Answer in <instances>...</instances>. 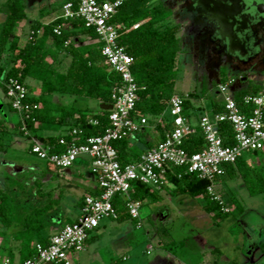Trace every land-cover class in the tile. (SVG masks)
Returning a JSON list of instances; mask_svg holds the SVG:
<instances>
[{"label": "trees", "instance_id": "obj_1", "mask_svg": "<svg viewBox=\"0 0 264 264\" xmlns=\"http://www.w3.org/2000/svg\"><path fill=\"white\" fill-rule=\"evenodd\" d=\"M65 1L58 0L60 10ZM0 12L3 14L0 24V57L5 53V57L10 61V65L5 69L0 65V76L5 80L12 77L22 83L26 78H32L40 84L37 96L28 94L24 101L29 105L28 117H24L23 114L25 129L33 134L36 140L51 145L55 151L64 148L58 143V139L63 137L69 141L68 132L73 128L80 130L81 137L101 134L108 127L109 110L105 109L104 105L110 104L111 91L119 84L120 77L104 63L98 42L77 44L80 41L78 35H88L93 39L96 38L94 32L85 28L80 18L64 19L59 16L46 24L35 21L25 43L19 47L18 36L13 34V30L18 23L26 19L25 0H6L1 4ZM110 22L117 27V42L124 46L133 58L131 72L139 87L138 100L134 106L135 113L145 115L151 123L155 117L165 113L168 100L172 95L177 94L174 91V83L177 75V54L181 47V39L177 36L179 25L172 22L171 10L161 0H122L111 16ZM57 25L61 30L59 35L53 32V28ZM37 30H40V33L37 34ZM67 40L68 43L64 44ZM48 41H51V45L47 47ZM61 52L69 56V62L63 71L53 66V62ZM226 80L224 73H221L219 82ZM2 88L4 89L3 85ZM257 92H259L258 86L248 85L234 90L233 95L240 102L243 95ZM58 95L83 96L95 100L97 106L96 108L77 107L74 101L56 100ZM178 95L184 97L185 115L191 117L190 97L194 94ZM10 109L12 110L11 107ZM221 111L222 105L214 104L211 113ZM92 119L96 120L95 124L89 122ZM20 125L22 121L19 118L12 128L17 129ZM167 125L168 119L164 115L162 120L154 125L158 140L154 139V134L148 127H144L131 137L115 141L114 147L117 150L118 160L125 164L138 159L143 151L153 147L163 137V131ZM49 126H57L59 130L57 135L37 133L41 128ZM7 128L0 121V139L8 131ZM219 129L223 143L225 145L232 143V131L228 123L222 122ZM203 144L201 131L197 127H194L182 141L183 148L189 153L200 150ZM2 146L0 141V149ZM224 168L227 178H234L235 170L241 169L243 179L264 185V176L257 173L253 181L252 170L241 157L232 164H226ZM164 179L173 185L169 191L170 195L201 196L204 199V210L214 219L222 218L230 213V211L223 212L222 205L209 198L206 192L208 184L206 180L185 171L184 168H169ZM39 184L40 182L36 180L35 185L39 186ZM5 192L7 190H0V218L6 219L7 222L12 218L21 220L24 229L22 231L25 233L21 236V250H24L30 243L33 229L34 233H37L38 230L53 225L51 220H55L56 211L60 208V200L53 199L50 192L38 193L37 199L34 197L28 199L24 196L25 208H20L19 203L8 206ZM28 192L30 193L27 191L26 194ZM256 192L249 188L250 194ZM258 192H264V188ZM96 194L97 192L93 195ZM127 197L140 202V206L145 200L154 203L162 199L158 190L138 182L132 184ZM82 198L83 196L79 197L77 201L80 207ZM126 200L127 198L122 195H117L113 199V205L117 210V220L130 218L125 208ZM231 200V205L240 214L242 206L235 198ZM19 211L21 212L16 215ZM72 221L66 220L60 228ZM47 239L40 238L38 242L46 244ZM182 243L183 241H180L178 245L181 246ZM31 255L24 256L22 261Z\"/></svg>", "mask_w": 264, "mask_h": 264}, {"label": "built area", "instance_id": "obj_2", "mask_svg": "<svg viewBox=\"0 0 264 264\" xmlns=\"http://www.w3.org/2000/svg\"><path fill=\"white\" fill-rule=\"evenodd\" d=\"M121 1L66 0L61 6L62 18H80L84 27L94 32L104 63L119 75L120 82L111 91L108 127L101 134L81 137L80 130L73 128L68 132L69 141L63 137L58 139L64 146L60 151L31 139L29 151L57 169H68L78 158H85L96 178L98 192L84 195L79 215L50 235L46 244L36 242L32 255L19 264H74L71 255L84 250L88 234L98 226L99 220L117 218L113 205L115 196L127 198L125 208L129 217L138 219L140 202L127 197L132 184L138 182L160 190L167 182L164 176L171 167L184 168L206 180L209 198L219 202L223 212H229L230 202L227 203L225 194L218 191L224 166L234 163L247 151L264 150V90L245 94L238 102L233 95L235 89L232 90L236 83L230 77L217 85V92L222 96L221 112L200 114L193 124L185 115L184 97L174 94L168 100L169 118L163 137L143 151L138 159L125 164L118 160L114 142L149 126L147 117L134 110L139 87L131 72L133 58L117 42V27L110 22ZM53 32L59 35L60 26H55ZM67 43L68 40L64 44ZM1 78L4 96L22 121L21 131L27 133L23 122V114L28 117L29 111V105L24 102L28 96L27 88L15 78ZM163 115L155 117L153 125L160 122ZM89 122L95 124L96 120ZM222 122H227L232 131V143L228 145L219 134ZM194 127L201 131L204 144L200 150L189 153L183 148L182 141ZM0 264L12 263L8 258L0 257Z\"/></svg>", "mask_w": 264, "mask_h": 264}, {"label": "rangeland", "instance_id": "obj_3", "mask_svg": "<svg viewBox=\"0 0 264 264\" xmlns=\"http://www.w3.org/2000/svg\"><path fill=\"white\" fill-rule=\"evenodd\" d=\"M2 1L0 0V6ZM2 18L3 14L0 12V24ZM172 22L179 25L177 36L181 39V47L176 61L177 75L174 91L181 95L194 94L190 97L191 108L189 110L192 114L190 120L194 124L200 116V112H210L212 99L222 96L217 92L218 82H208L205 74L199 73L195 65L187 62L186 56L190 53L191 48L183 35L182 28L185 23L174 19ZM60 63L61 65L53 64V66L64 70L68 63V57L63 55ZM0 65L4 69L10 65L9 58L5 57V53L0 57ZM1 79L0 76V81ZM247 80L250 83L259 80L264 81V78L253 73L249 75ZM32 84L36 88L39 86L37 82L32 81ZM260 90H262L261 87H259ZM62 96L65 100L69 99V95ZM72 98L76 99L74 104L77 107L96 108V101L93 99L83 96H73ZM0 101L3 103L0 108V121L5 128L8 127V131L0 139L4 147V151L0 155V190H7L5 195L8 206L19 203L20 208H25L23 200L30 199L31 193L37 197V193L40 191H48L53 187V189L57 187V189L64 191L71 186L70 188H73L69 189L71 196H78L81 191L79 184L82 183V180L87 181L85 176L88 174V167L73 164L68 169H57L39 159L29 150L24 149L23 145L28 144V139L25 135L19 134L16 128H12L13 124L19 120L18 114L10 109L1 83ZM164 116L166 119L169 118L168 110L165 111ZM152 124L153 122L149 123V130H155L152 128ZM45 132L56 134L59 130L57 126H49L48 131L40 129L37 133L43 135ZM16 136L21 145H15L14 137ZM260 153L261 162L256 167L260 168L261 171L256 170L254 172L264 176V150ZM247 154L249 152L243 153L245 157ZM14 165L23 167V170L15 169L12 167ZM235 172L240 175L234 178H223L224 184L220 185L218 191L222 194L224 191L230 193L231 197H234L237 203L242 206L243 214L238 215L235 208L230 205L231 213L222 218L214 219L210 213L204 210V199L201 196L170 195L169 192L163 190L159 193L162 197L160 201L152 203L145 200L141 203L139 218L136 221L129 218L122 220L101 218L98 226L89 232L85 249L72 254L71 257L78 264H151L154 261L153 264H163L167 262L164 260L157 261L158 256L170 254L176 258H172L173 261L171 262H174L172 264H205L216 258L220 260L218 264H234V262L242 264L244 259L242 258L243 247L241 244L246 240V236L250 235L246 226L248 223L256 225L259 221L258 217L264 219V192H258L264 188V185L243 179L241 169H236ZM34 178L41 181L39 186L33 185ZM253 181L255 180L253 179ZM250 187L257 192L250 194ZM10 188L12 189L10 190ZM27 191L30 193L26 194ZM231 197L226 198L227 203L230 202ZM68 202L71 205L70 201ZM160 207L164 213H167L166 217L162 218L157 215ZM70 209L67 221L73 214L78 213L75 206L71 205ZM243 230L245 232H242ZM0 235L2 236V233ZM254 237L257 238L253 235ZM172 241L174 242L171 243ZM180 241H183L181 246L178 245ZM195 241L203 243L202 253L205 252L204 255L198 252L196 245L193 244ZM236 241L239 243L240 250L233 248ZM210 246L216 248L212 253L213 248ZM147 251L149 252L147 253ZM258 264H264V257Z\"/></svg>", "mask_w": 264, "mask_h": 264}, {"label": "flooded vegetation", "instance_id": "obj_4", "mask_svg": "<svg viewBox=\"0 0 264 264\" xmlns=\"http://www.w3.org/2000/svg\"><path fill=\"white\" fill-rule=\"evenodd\" d=\"M162 2L170 8L172 19L185 23L183 35L191 48L187 62L208 82H219L221 73L227 72L240 84L264 67V0ZM245 239L242 264H258L264 257V240L250 235ZM237 247L233 248L240 250L239 243Z\"/></svg>", "mask_w": 264, "mask_h": 264}, {"label": "crops", "instance_id": "obj_5", "mask_svg": "<svg viewBox=\"0 0 264 264\" xmlns=\"http://www.w3.org/2000/svg\"><path fill=\"white\" fill-rule=\"evenodd\" d=\"M5 1L6 0H3L1 4H3ZM58 5H59L58 0H25L26 19L23 22L18 23L16 25V27L14 28V30H13V34L18 36V46L19 47H21L25 43V41L27 39V35L30 32V30H31V26H32V24L35 21H40V23L46 24V23L51 22V21H53L54 19H56V18H58L60 16L61 10H60V7H58ZM78 38H79L80 41H78L77 44H90V43H95L96 42L95 38L92 39L88 35H84V34L78 35ZM46 45H47V47L50 46L51 45V41H48L46 43ZM63 55L68 57V62H69V56H67L65 54V52H61V54L58 55V58L53 62V64L61 65L60 62H61V59L63 58ZM58 70H60V69H58ZM60 71H63V70H60ZM225 74H226V78L227 79L232 77V76H230L227 73H225ZM255 75H258V76H261L262 78H264V67L260 68L255 73ZM32 81L33 82H37L39 84L38 81H36V80H34L32 78H26L24 80V84L28 88L29 96H31V95L32 96H37L40 86H38L36 88L35 85L32 84ZM247 81H244V82H242L240 84H235V86L232 87V90H234V89L236 90V89L241 88V87H247L248 85L252 86V87L258 86V87H261L262 90H264V81L259 80V81H254V82H250V83L247 82ZM72 97L73 96H69V99L65 100L64 96H62V95L59 96L58 95L56 100L60 99L63 102H71V101L75 102L76 99L72 98ZM214 104L220 105L221 104V98L214 97L212 99V101H211V110H210V112H208V113L200 112V114H203V113L210 114L212 112V107L214 106ZM96 106H97V103H96ZM18 119H19V116H18ZM151 126H152V128L154 127L153 124ZM41 129L44 130V131H48L49 127H45V128H41ZM17 130H18L19 134H23V135H25L27 137L28 144L26 143L25 145H23V147H24V149L29 150L31 139L35 138V136L33 134H31L30 132H28V131H27V133H24L23 131L20 132L21 125L19 126V128H17ZM150 132H152L154 134L153 135L154 139L158 140V137H157V135L155 133V130H150ZM47 134H53V133H46L45 132V134H43V135H47ZM56 135H57V133H56ZM14 138H15L14 139L15 145H17V146L21 145V142L19 141L18 137L16 136ZM3 148L4 147L2 146L1 149H0V155H2V152L4 151ZM261 151L262 150H258V151H255V152L254 151H247V152H249V154H247L246 157L244 155L241 156L243 161L246 162L247 165L252 170L253 177H251V178L254 179V180H255V175H256V173L254 171H256V170H258L259 172L261 171L260 168L256 167V165L261 162V160L259 158V156L261 154L260 153ZM73 164L79 165V166H87L88 167V170H87L88 174L85 176L87 181L84 182L82 180V183L79 184V186L81 188V191L78 193V196H73V197L71 196V194H70L71 190H69V189H73V188H70L71 186L70 187L68 186L69 188L64 189V191H62L60 189H57V187H55L56 189H53L54 187L50 188V190H48V191H46V190L40 191V193L50 192L52 194V198L53 199L54 198H58L60 200V208H59V210L56 211L57 213H56V216H55V220H51V221H53V225H51L49 227H46V228H44L42 230H38L37 233H34V229H33V232H32V235H31L32 237H31L30 243H29L27 248L25 247L24 250H21V246H22L21 236L23 234H25L24 231H22L24 229H23L21 220L12 218L11 221L7 222L6 219L2 220V218H0V233H2V236L0 235V257L8 258L9 261L12 264H19L22 261V258L24 256H26V255L29 256L30 254L33 253L34 244L36 242H38L40 238H44V237L48 238L50 235L55 233L60 228V226L68 219V213H70L69 211L71 210L70 209L71 205L75 206L77 208L78 213L73 214L70 217L69 221L74 220L79 215V213H80V204L77 203L79 197L84 196L86 194L93 195L94 193L98 192L96 178L90 172L88 161L85 158H78ZM12 167H14L15 169L17 168V170L20 169V171L23 170V167H21V166L14 165ZM237 175H240V174L236 173L235 176H237ZM258 175H260V174H258ZM225 177L227 178L226 173H224L220 177V182H221L222 185L224 184V179L223 178H225ZM36 180H38V179L37 178L33 179L32 183H33L34 186H35V181ZM39 182H41V181H39ZM1 184L3 185L2 181H1ZM172 188H173V185L171 186L170 183L166 182L164 184V186L160 190H158V192L160 193L163 190H166L167 192H169ZM224 194H225L226 198L231 197V194L228 193L227 191H224ZM33 195L34 194L31 193V196L34 197L35 199L39 198V197H36L35 195L34 196ZM231 198L233 199L234 197H231ZM68 201H70L71 205H69ZM231 201L232 200L230 199V202ZM157 209H158V207H157ZM231 211H232V209H231ZM231 211H230V213H231ZM20 212L21 211H19L16 215H18ZM162 212H163V209H161V207H160L157 215H160L162 218L166 217L167 213H164V212L162 213ZM241 214H243V208H242V212L240 214H238V215H241ZM258 220L259 221L257 222L256 225H253L254 223H248L246 227L248 228V231L250 233V237H253V235H254V236L259 237L262 240H264V238H262V237H264V219L258 217ZM1 227H3L2 230H1ZM242 232H245V231L243 230ZM88 239L86 240V243L88 242ZM86 243H85V245H86ZM193 244L196 245V248L199 250L198 252L202 253V249H204L203 243L195 241ZM237 244H238V241H236L234 243L233 247L235 246V248H238ZM210 247L213 248L212 246H210ZM210 247H208V249H211ZM149 249H151V248L149 247ZM215 249L213 248L211 253L214 252ZM148 252L149 251H147V253ZM204 253H202V254L204 255ZM219 254H220V252H219ZM166 258H168V259H166ZM172 258L176 259L174 256H172L170 254L167 255V256L166 255L165 256L162 255V256H158V260L157 261L164 260L167 263H163V264H172V263H174V262H171V261H173ZM71 259H72V262L74 264H78V262L76 260H74V258L71 257ZM169 259H170V261H167ZM154 262H152L151 264H153ZM218 263H219L218 259L216 258V259H214L211 262H206L205 264H218ZM220 264H223V263H220Z\"/></svg>", "mask_w": 264, "mask_h": 264}, {"label": "water", "instance_id": "obj_6", "mask_svg": "<svg viewBox=\"0 0 264 264\" xmlns=\"http://www.w3.org/2000/svg\"><path fill=\"white\" fill-rule=\"evenodd\" d=\"M0 107H2V103H0ZM101 107H103V106L101 105ZM104 108L110 110L111 109V104H109L107 106L104 105Z\"/></svg>", "mask_w": 264, "mask_h": 264}]
</instances>
